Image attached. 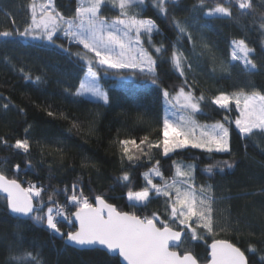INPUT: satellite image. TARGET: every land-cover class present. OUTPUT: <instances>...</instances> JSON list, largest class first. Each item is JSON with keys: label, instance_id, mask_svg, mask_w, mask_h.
Masks as SVG:
<instances>
[{"label": "trees", "instance_id": "obj_1", "mask_svg": "<svg viewBox=\"0 0 264 264\" xmlns=\"http://www.w3.org/2000/svg\"><path fill=\"white\" fill-rule=\"evenodd\" d=\"M218 2L226 7L231 5L233 18L205 14ZM30 3L31 0H0V31H23L30 22ZM54 3L57 11L72 16L78 0H54ZM254 3L259 6L262 0H254ZM197 4L198 0H179L178 4L169 5L168 17L153 7L152 0H145L141 8L135 9L141 18L156 21L160 32L153 34L152 41L155 46L163 44L168 50L157 59L161 86L175 94L183 85L186 91H194L197 96L203 93L206 98L241 89L264 92V36L252 23L253 16L242 15L235 0H206V7L194 8ZM116 14L117 10L110 9V6L104 10L109 19ZM256 15L258 17L259 13ZM172 16L185 23L193 41H189L187 36L178 38L171 23ZM58 36L55 45L18 35L0 37V173L26 188L31 182L43 185L49 193L57 190L61 194L55 199L61 204L67 203L66 196L71 195L72 185L77 183L92 202L99 195L118 210L138 215L157 212L163 219L166 213L162 197L153 199L147 209L141 210L132 207L128 191H140L145 186L144 173L153 167L156 160L160 161V170L169 183L175 176L176 166L192 165L197 185L210 184L218 197L226 198L216 205L217 209L224 210L222 214L217 213V218L222 219L230 213L232 220H240V230L217 229L214 234L200 230L203 239L185 242L179 251L190 250L200 262H205L208 260V245L213 240H228L245 251L251 242L257 251H246V255L251 264H260L264 257V192L260 191L264 186V138L241 139L233 131V155L208 153L189 146L165 157L162 149L153 148L149 152L151 161L148 157H141L134 165L127 160L122 162L118 140L136 139L139 143L145 135L152 142L160 138L167 105L160 89L146 83V77L120 81L112 74L116 70L110 69L107 76L100 72V83L111 97L110 105L73 96L87 67L84 61L69 53L84 50L82 46L70 43L61 33ZM233 39H245L256 50L254 59L259 70L254 75L245 72L241 62L231 61ZM174 43L191 64L185 76H180L170 63ZM61 44L69 52L60 49L58 45ZM144 47L154 57L159 56L147 42ZM25 73L32 79H25ZM129 73L130 70H123L122 74ZM37 76L41 77L38 84L34 83ZM185 79L187 84H184ZM121 84L127 86L122 87ZM5 103L9 104L8 110L2 107ZM230 108L231 111H225L206 99L202 102V112L194 118L198 124L209 126L222 121L225 115L235 119L239 111L234 102ZM49 111L54 115L49 116ZM73 121L80 122L81 126L73 128ZM24 138L29 139L30 153L11 147L17 139ZM59 148L63 153L57 151ZM224 160H236L237 167L224 172L216 169V174L210 177L205 171L206 166ZM124 172L129 174V182L119 179ZM154 182L162 183L159 177H154ZM66 186L69 191L65 194L62 190ZM5 197L0 194V264H8L10 249H15L16 254L22 249L39 253L44 264H117V257L101 251L65 247L64 241L45 226L30 220L18 221L7 210ZM44 199L47 202L46 195ZM69 209L75 211L70 205ZM17 223L21 224L19 232L15 231ZM60 227L63 232L73 230L67 221H63Z\"/></svg>", "mask_w": 264, "mask_h": 264}, {"label": "snow or ice", "instance_id": "obj_2", "mask_svg": "<svg viewBox=\"0 0 264 264\" xmlns=\"http://www.w3.org/2000/svg\"><path fill=\"white\" fill-rule=\"evenodd\" d=\"M235 2L242 10V15L253 16L252 23L256 25V30L261 36H264V0L259 6L254 0H235ZM178 3L179 0H152L153 7L164 17L169 16V5L174 6ZM144 4L145 0H78L74 14L65 16L57 11L54 0H46L39 6L36 0H31L30 22L23 31L19 29L0 31V37L18 35L24 38L30 37L32 40H46L55 45L56 40L59 39L58 33H62L70 43L82 46L84 51L69 53L85 61L87 67L85 78L80 80L79 87L72 93L75 97H87L90 101L110 105L111 97L109 91L100 83V72L107 76L111 69L116 70L112 74L120 81L146 77V83L160 89L168 105L173 109L179 107L183 114L175 120L172 119L175 113H169L166 109L161 123V136L155 142L150 141L147 135L143 136L139 143L136 139L118 140L122 162L127 160L130 165H134L141 157H148L151 161L149 152L153 148L162 149L165 157L177 149L189 146L203 149L208 153L233 155V131H236L241 139H251L253 136L264 138V92L257 90L248 92L241 89L230 94L220 92L218 95L206 98L203 93L197 96L194 91H186L183 85L174 95L161 86L157 73V59L168 50L163 44L155 46L152 41L153 34L160 32L156 21L151 18H141L135 11ZM109 6L110 9L117 10V14L111 19L104 15V10ZM193 7H206V0H198V4ZM205 14L217 18H233L231 5L226 7L222 2L208 8ZM171 23L177 31L178 38L187 36L189 41H193V36L185 23L175 16L171 17ZM7 42L5 39V43ZM145 42L150 47H154L155 53L159 56L154 57L144 47ZM58 47L69 52V49L64 48L62 44ZM204 47L208 46L205 44ZM255 53L256 50L250 47L245 39L231 41V61L241 62L245 72L251 75L259 70L254 59ZM169 60L180 76H185L186 69H191L188 57L176 47L175 43L172 45ZM123 70H130V73L124 75ZM20 71L24 70L21 68ZM24 78L31 80L32 76L25 73ZM40 82L41 77H35L34 83ZM184 84H187V79ZM121 86L127 85L121 84ZM206 99H210L212 104L225 111H231L230 105L234 102L239 116L231 119L225 115L222 121H216L210 126L198 124L194 117L202 112V102ZM2 107L8 110L9 104L5 103ZM48 115L52 116L54 113L49 111ZM72 126L79 128L81 125L80 122L73 121ZM3 142L7 144V141ZM11 147L24 153H30L31 150L28 138L17 139ZM57 151L63 153L62 148ZM173 163L175 164V161ZM237 163L236 160H224L215 165H207L205 171L211 177L216 174V169L220 172H224L225 169H235ZM159 165L160 161L156 160L153 167L144 173L145 186L140 191L129 190L128 199L133 202L132 207L144 210L149 207L153 199L162 197L166 213L163 219L157 212L138 215L136 212L118 210L99 195L95 196L92 202L77 183L72 185L71 195L66 196V204H61L55 199L61 194L55 189L49 193L43 185L37 186L31 183L28 188H23L17 180H9L2 173H0V192L6 193L7 210L18 221L30 220L37 225L45 226L64 241L65 247L101 251L122 258L126 264H200L192 251H179L181 246L185 242L203 239L200 230L208 234H214L217 229L239 231L240 220H232L230 213L222 219L217 218V213L222 214L224 210L217 209L216 205L226 198L218 197L210 184L197 185L194 166H176L175 176L169 183L164 178ZM85 166H88V163ZM16 168L19 169V165H16ZM153 177H159L162 183H154ZM119 179L129 182L130 176L124 172ZM68 191L67 186L62 190L65 194ZM260 191L264 192V186ZM45 195L47 202L44 199ZM69 205L75 211H70ZM63 221H67L73 230L61 231L60 225ZM76 224L78 227L75 226ZM20 228L21 224L17 223L15 231L19 232ZM250 235L254 236L255 233ZM210 248V259L207 264H251L246 251L248 253L257 251L256 245L251 242L245 251L226 240H214ZM8 264H44V262L39 253L22 249L16 254L15 249H10ZM117 264H121L118 259ZM260 264H264V257L261 258Z\"/></svg>", "mask_w": 264, "mask_h": 264}, {"label": "rangeland", "instance_id": "obj_3", "mask_svg": "<svg viewBox=\"0 0 264 264\" xmlns=\"http://www.w3.org/2000/svg\"><path fill=\"white\" fill-rule=\"evenodd\" d=\"M46 2V0H36V3H37V6H39V5H41V4H43V3H45ZM62 34V33H61ZM89 55H93V54H91V53H89ZM85 62V61H84ZM86 63V62H85ZM86 72H87V70H86ZM86 74V73H85ZM85 74H84V76L82 77V79H84L85 78ZM174 95V94H173ZM166 109L168 110V112L169 113H175V115H173L172 116V119L173 120H175V119H177L180 115H182L183 113L179 110V107L177 106V110H174L172 107H171V105H166ZM166 111V110H165ZM199 131V130H198ZM153 182H154V177H153ZM31 182H28L27 183V188L29 187V184H30ZM155 183V182H154ZM26 187V186H25Z\"/></svg>", "mask_w": 264, "mask_h": 264}, {"label": "water", "instance_id": "obj_4", "mask_svg": "<svg viewBox=\"0 0 264 264\" xmlns=\"http://www.w3.org/2000/svg\"><path fill=\"white\" fill-rule=\"evenodd\" d=\"M9 180H11V179H9ZM18 182V181H17ZM19 183V182H18ZM21 185V184H20ZM21 187H23V188H26V187H24L23 185H21ZM0 194H3V195H6V193H3V192H0ZM108 202V201H107ZM108 203H110V202H108ZM111 204V203H110ZM128 212V211H127ZM74 219V218H73ZM76 227H78V224H76L75 225ZM216 240H225V239H216ZM214 241V240H213ZM213 241H211L210 243H209V245H208V260L210 259V251H211V248H210V245L213 243ZM226 241H228V240H226ZM228 242H230V241H228ZM230 243H232V242H230ZM76 248V247H75ZM78 249H80V248H78ZM119 260H120V262L122 263V264H126V262H123L122 261V258H119ZM208 260L207 261H205V262H200V264H207V262H208Z\"/></svg>", "mask_w": 264, "mask_h": 264}]
</instances>
